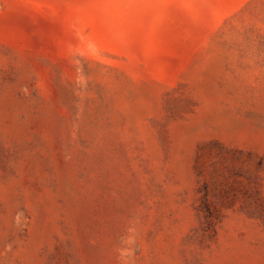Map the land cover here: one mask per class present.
I'll use <instances>...</instances> for the list:
<instances>
[{
	"label": "rangeland",
	"instance_id": "374dc122",
	"mask_svg": "<svg viewBox=\"0 0 264 264\" xmlns=\"http://www.w3.org/2000/svg\"><path fill=\"white\" fill-rule=\"evenodd\" d=\"M0 264H264V0H0Z\"/></svg>",
	"mask_w": 264,
	"mask_h": 264
}]
</instances>
